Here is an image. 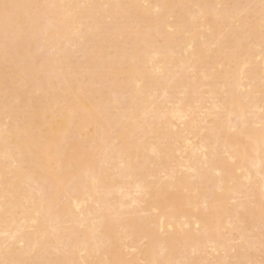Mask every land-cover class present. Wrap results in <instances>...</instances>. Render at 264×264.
<instances>
[{
	"label": "bare ground",
	"instance_id": "1",
	"mask_svg": "<svg viewBox=\"0 0 264 264\" xmlns=\"http://www.w3.org/2000/svg\"><path fill=\"white\" fill-rule=\"evenodd\" d=\"M39 2L138 7L127 10L122 31L105 49L114 70L85 82L79 103L88 111L79 113L60 157L53 154L50 161L42 154L22 177L37 193L47 194L36 232L47 231L50 238L54 230L59 233L66 250L62 258L139 261L184 259L198 244L207 252L197 259H221L223 253L217 255L209 240L232 230L229 219L237 229L255 227L258 235L264 123L259 50L234 54L220 43L223 21L203 19L216 9L157 7L258 0ZM80 52L92 56L95 47ZM80 64L77 59L74 70ZM48 71L55 76V62ZM236 117L243 122L237 125ZM4 151L0 143V177ZM31 209L26 204L13 217L0 215V233L33 227Z\"/></svg>",
	"mask_w": 264,
	"mask_h": 264
},
{
	"label": "snow or ice",
	"instance_id": "2",
	"mask_svg": "<svg viewBox=\"0 0 264 264\" xmlns=\"http://www.w3.org/2000/svg\"><path fill=\"white\" fill-rule=\"evenodd\" d=\"M138 7L119 3L8 2L0 0V143L4 145V175L0 177V215L6 219L31 204L35 218L33 227L0 233V264H264V123L259 137L260 218L259 229L253 226L235 228L229 219L228 231L210 239L213 251L223 253L216 260L197 259L207 247L196 245L184 259L159 258L139 261L131 257L115 260H75L65 255L64 239L54 230L36 232L39 217L47 200L45 191L31 188L22 180L29 164L47 154L57 158L68 142L70 129L81 111L80 94L88 80L113 71V58L105 49L114 45L113 34L121 32L128 11ZM216 9L205 21H223L220 43L231 47L234 54L259 50L264 68V0L258 2L217 5H158ZM120 39H123L121 35ZM95 47L92 56L80 50ZM81 61L74 70L75 61ZM126 57L121 58V63ZM53 62L58 72L48 71ZM79 82V87H77ZM254 86L250 82L249 89ZM260 94L264 100V72L260 78ZM264 115V109H262ZM209 119H215L210 116ZM237 125L243 117H236ZM246 126V125H245ZM235 126L233 131H235ZM92 132L91 128L88 129ZM93 132L92 135H97ZM59 137V139H57ZM255 143L252 137H248ZM194 171V170H193ZM172 179H175L173 175ZM252 183L251 173L247 177ZM145 193L150 189L146 186ZM35 195L39 196L36 200ZM251 200V195L249 196ZM237 204L236 200L231 202ZM28 212V209H24ZM27 223V221H25ZM36 233L30 236L29 233ZM71 240V237L68 238ZM109 247L117 250L115 241ZM135 251V249H132Z\"/></svg>",
	"mask_w": 264,
	"mask_h": 264
}]
</instances>
